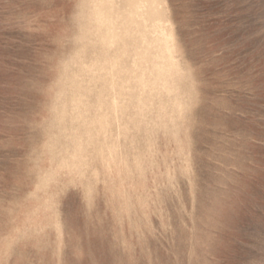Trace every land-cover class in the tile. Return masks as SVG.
<instances>
[{
    "label": "rangeland",
    "instance_id": "1",
    "mask_svg": "<svg viewBox=\"0 0 264 264\" xmlns=\"http://www.w3.org/2000/svg\"><path fill=\"white\" fill-rule=\"evenodd\" d=\"M145 4L0 0V264H264V0Z\"/></svg>",
    "mask_w": 264,
    "mask_h": 264
},
{
    "label": "bare ground",
    "instance_id": "2",
    "mask_svg": "<svg viewBox=\"0 0 264 264\" xmlns=\"http://www.w3.org/2000/svg\"><path fill=\"white\" fill-rule=\"evenodd\" d=\"M139 2H140V1H139ZM147 2H148V1H147ZM136 4H137V3H136ZM141 4H142V3H141ZM148 4H150V3H148ZM151 4H152V2H151ZM144 5H146V4H145V0H144ZM153 5H154V4H153ZM129 6H130V5H129ZM141 6H142V5H141ZM147 6H148V5H146V7H147ZM149 8H150V7H149ZM149 8H148V9H149ZM153 8H154V7H153ZM101 9H102V8H101ZM135 9H136V8H135ZM140 9H141V8H140ZM143 9H145V8H143ZM150 10L152 11V10H154V9H150ZM147 12H149V11H147ZM100 13H101V12H100ZM139 13H140V12H139ZM142 13H143V12H142ZM154 13H155V11H154ZM145 14H146V13H145ZM147 14H148V13H147ZM98 15H99V14H98ZM100 15H101V14H100ZM151 16H152V14H151ZM102 17H103V16H102ZM102 17H101V19H102ZM97 20L99 21L100 19H97ZM100 21H101V20H100ZM102 21H104V20L102 19ZM102 23H103V22H102ZM161 29H162V28H161ZM163 29H164V28H163ZM165 30H166V29H165ZM165 30H164V31H165ZM154 31H155V30H154ZM156 31H157V30H156ZM159 31H160V30H159ZM162 31H163V30H162ZM162 31H161V32H162ZM165 32H167V31H165ZM158 33H159V32H158ZM163 33H164V32H163ZM156 34H157V32H156ZM159 34H160V33H159ZM166 35H167V33H166ZM166 35L163 36L162 38L166 37ZM162 38H161V39H162ZM167 38H168V36H167ZM114 39H115V38H114ZM111 42H112V41H111ZM162 42H163V41H162ZM112 43H113V42H112ZM170 67H171V66H170ZM161 69H162V68H161ZM161 69H160V70H161ZM160 70H159V72L161 73ZM162 70H164V68H163ZM162 74H163V73H162ZM148 86H149V85H148Z\"/></svg>",
    "mask_w": 264,
    "mask_h": 264
}]
</instances>
